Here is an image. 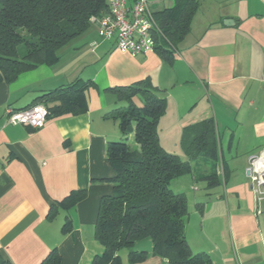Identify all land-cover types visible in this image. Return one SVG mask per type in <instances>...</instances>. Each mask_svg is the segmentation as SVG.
Returning <instances> with one entry per match:
<instances>
[{
	"label": "crops",
	"instance_id": "crops-1",
	"mask_svg": "<svg viewBox=\"0 0 264 264\" xmlns=\"http://www.w3.org/2000/svg\"><path fill=\"white\" fill-rule=\"evenodd\" d=\"M173 1L149 0V7L154 12ZM197 2L190 31L168 60L155 51L132 56L117 50L114 40L98 38L97 23H90L52 64L35 66L10 83L0 81V255L5 260L40 264L56 248L59 264H91L101 254L94 237L97 205L115 184L106 145L123 138L111 115L123 103L109 88L147 77L165 100L157 136L166 152L186 160L183 128L214 119L218 182L208 184L212 161L200 157L170 187L187 197L183 229L192 254H206L209 264H264V205L255 213L246 173L250 155L264 149V0ZM77 79L89 82L84 112L46 117L37 129L4 120L7 108L28 107ZM75 190H84L85 197L48 219L50 207ZM151 242L143 238L120 249L122 264H167ZM132 251H145V258L129 263Z\"/></svg>",
	"mask_w": 264,
	"mask_h": 264
},
{
	"label": "trees",
	"instance_id": "trees-1",
	"mask_svg": "<svg viewBox=\"0 0 264 264\" xmlns=\"http://www.w3.org/2000/svg\"><path fill=\"white\" fill-rule=\"evenodd\" d=\"M197 7V0H174L170 7L152 12L158 28L153 51L168 60L190 31ZM107 9V0H0V81L10 83L22 72L55 62L57 52L87 30L90 18L104 15ZM20 46L23 51H19ZM88 85V81L77 79L47 91L36 103L46 106L47 117L80 114L86 110ZM109 90L123 103L111 114L123 138L109 140L106 145L115 184L113 192L102 196L97 205L94 237L103 250L92 257L91 264H122L118 251L143 238L151 239L154 253L167 259V264H209L206 254H192L185 242L187 197L184 192H174L170 183L191 172L192 161L200 157L212 161L211 172L205 175L208 184L218 182L214 119L183 128L180 142L187 157L183 160L159 144L157 122L165 110V100L149 78ZM131 132L133 141L128 138ZM84 193H69L50 207L47 218L52 219L58 208L68 210L77 204ZM145 255V251H132L128 262L142 261ZM59 258L54 248L40 264H59ZM0 264L11 263L0 255Z\"/></svg>",
	"mask_w": 264,
	"mask_h": 264
},
{
	"label": "built area",
	"instance_id": "built-area-1",
	"mask_svg": "<svg viewBox=\"0 0 264 264\" xmlns=\"http://www.w3.org/2000/svg\"><path fill=\"white\" fill-rule=\"evenodd\" d=\"M107 11L102 16H92L90 23H97L98 38L114 40L117 50L135 56L154 49V35L158 28L154 23L149 0H107ZM48 110L42 103L13 110L6 109L4 120L9 124H26L33 129L44 125ZM248 179L255 197L257 214L264 205V149L250 155Z\"/></svg>",
	"mask_w": 264,
	"mask_h": 264
},
{
	"label": "rangeland",
	"instance_id": "rangeland-1",
	"mask_svg": "<svg viewBox=\"0 0 264 264\" xmlns=\"http://www.w3.org/2000/svg\"><path fill=\"white\" fill-rule=\"evenodd\" d=\"M19 51H23V47H22V46L19 47ZM128 138H129L130 141H133V140H132L133 137H128ZM184 175H186V174H184ZM182 176H183V175H182ZM173 183H174V182L170 183V187H172V189H173V186H174ZM189 186H190V185H189ZM188 191H190V190H188ZM192 192H193V190H192Z\"/></svg>",
	"mask_w": 264,
	"mask_h": 264
},
{
	"label": "water",
	"instance_id": "water-1",
	"mask_svg": "<svg viewBox=\"0 0 264 264\" xmlns=\"http://www.w3.org/2000/svg\"><path fill=\"white\" fill-rule=\"evenodd\" d=\"M246 173L248 174V170L246 171Z\"/></svg>",
	"mask_w": 264,
	"mask_h": 264
}]
</instances>
